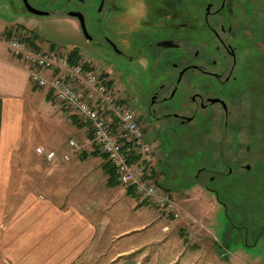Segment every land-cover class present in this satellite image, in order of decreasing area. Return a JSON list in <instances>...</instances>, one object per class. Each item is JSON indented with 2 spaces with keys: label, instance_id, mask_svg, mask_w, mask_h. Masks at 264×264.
I'll list each match as a JSON object with an SVG mask.
<instances>
[{
  "label": "flooded vegetation",
  "instance_id": "flooded-vegetation-1",
  "mask_svg": "<svg viewBox=\"0 0 264 264\" xmlns=\"http://www.w3.org/2000/svg\"><path fill=\"white\" fill-rule=\"evenodd\" d=\"M5 1L13 8V16L53 17L57 12L74 19L85 43L82 51L89 56L90 64L112 83L117 79L114 69L137 67L143 86L125 79L133 85L132 110L144 125V133L156 138L150 142L159 154L162 144L157 141L161 136H176L180 132L192 138L197 133L219 134L215 141L217 151L213 149L216 167H199L195 180L210 173L211 183H222L225 174L243 182L255 174L256 170L250 169L253 157L249 146L243 148L246 157L242 158V149L234 150L228 138L234 131V105L242 102L248 86L251 93L263 73L261 49L248 46L254 39L250 23L234 12L233 0ZM29 7L45 15L33 14ZM79 50L70 51L80 54ZM98 58L116 67L106 69ZM203 143L195 142L190 156L198 152L209 154L210 144L209 149H204ZM240 168L249 173H239ZM229 221L232 224L231 218ZM241 240L242 246L251 248L245 244L244 235ZM258 242V236L254 237L252 244Z\"/></svg>",
  "mask_w": 264,
  "mask_h": 264
},
{
  "label": "crops",
  "instance_id": "crops-1",
  "mask_svg": "<svg viewBox=\"0 0 264 264\" xmlns=\"http://www.w3.org/2000/svg\"><path fill=\"white\" fill-rule=\"evenodd\" d=\"M4 42L0 45V264H92L98 259L102 264L220 263L211 253H164L157 259L156 254L149 256V248L139 253L151 236L143 232L134 237L135 232L156 229L158 226L150 225L156 222L148 220L141 226L134 222L125 227L122 219L126 213H135L145 205L128 195V189L109 183L105 160L93 155L89 126L57 104L51 91L34 88L23 63L11 55ZM36 47L41 48L38 43ZM68 133L77 138H67ZM67 140H76L87 150L91 146L92 151L72 158L68 165L51 166L44 175V163L36 149L62 152ZM84 164L95 168L98 188L92 189L89 182L90 186L82 187L74 182L77 171L81 174L76 167ZM44 182L55 184L44 186ZM140 214L135 217L138 222ZM159 225L161 230L164 225ZM163 233L158 232L159 236ZM127 238L138 256L119 245L107 260L108 248L104 247L120 241L124 244Z\"/></svg>",
  "mask_w": 264,
  "mask_h": 264
},
{
  "label": "rangeland",
  "instance_id": "rangeland-1",
  "mask_svg": "<svg viewBox=\"0 0 264 264\" xmlns=\"http://www.w3.org/2000/svg\"><path fill=\"white\" fill-rule=\"evenodd\" d=\"M232 7L236 14L250 23L249 31L254 39H251L248 46L254 47V50L255 47H260L261 68L264 74V0H233ZM12 10L13 8L7 1L0 0V40H2L0 41V45H5L4 39L8 30L11 31L14 30V28H22L25 29L27 35H31L28 36L29 38H34L35 44L38 43L40 45V50L56 49L60 53H62V51L70 53V50L78 51V49H80V55L91 63L87 53L82 51L83 49L81 47L85 43L74 19L58 15L59 13L57 12L53 17H35L29 15L18 17L11 15ZM12 32L13 31H11V34ZM97 61L106 69H109V67H116L114 64L105 63L99 58ZM114 70L115 73H117L116 83L114 84L116 93L125 95L133 105V101L131 100L133 85L129 81L132 80L135 82V85L144 84L142 79H140V70L134 67V65H128L123 69L118 67ZM125 79L129 81H125ZM261 80L263 81L264 78L262 77ZM33 87L40 89L36 86ZM249 88L248 86L245 89V96L241 97L242 102H236L237 104L234 105V131L228 134V138L232 141L234 150L242 149L239 151L240 157H246V152L243 151V148L249 146L251 154H257L254 156L255 160L259 159V161H264V108H258L262 98L260 99V97L257 96L258 92H260L262 97V92L259 90V83L252 89L251 93L249 92ZM262 91H264V89ZM252 118H255V126L253 125ZM247 121H249V123H247ZM145 135L147 140L156 141L154 136L149 138L146 133ZM194 135L196 137L192 138L190 134L180 132L176 136H161L159 137V141H157L160 145L162 144L159 148L162 151H159L160 154H156L154 161V182L158 187L168 190L169 196L177 204V216L173 217L171 215H166L159 208L145 203L146 208H142L144 212L139 210L132 214L126 213V218L122 219L123 224L126 227L134 224V222L140 226L143 225V223L147 224L146 222H148V220L149 222H156V224L149 223L151 226H158L155 227L156 229L152 227L145 228L140 230L141 232H135L138 234L134 235V237H139V233L143 232L150 234L151 238L146 241L147 245L141 248L139 253H145L146 248H149V256L151 258L155 257L153 254H156V259L158 257L160 258L164 253H181V255L211 253L217 256V262H220L217 264H264V235H262L264 232V211L259 212L257 210L259 206H264V174L258 171V176L256 174L250 175L253 177L249 179H251L252 183L255 185L251 186L257 192H253L249 190V188L244 191L241 188L244 187V181H240V183L235 176L230 177L227 174L223 175L222 183L209 182L208 176L211 175L210 173L195 180V172L199 167L203 165L207 166L209 169H214L216 167V165H214V161L216 160L214 159L213 149L217 151L218 145H215V141L219 134L197 133V135ZM66 137L77 138L70 133H68ZM61 138L63 139L64 135H62ZM73 141L81 146L80 142L76 140ZM157 142H155V144H157ZM195 142H204V149L207 146L209 149L208 143H214L213 146L210 144L211 156L210 152L209 154L198 152L197 155L190 156V151L193 149ZM84 147L80 148V152L72 156L70 161L65 164L68 165L72 158L76 156L80 157L83 152L87 151L90 153L92 151L91 146L89 150L84 149ZM66 149L67 145L63 150ZM98 158L102 157L98 156ZM39 159L44 163L43 174H48L51 170L49 167L54 165L47 164L40 157ZM249 164L251 172L256 170V168H261L257 165V162L255 165ZM76 168L81 172V174L78 171L76 173L77 179L74 181L76 184L82 187L90 183L92 189L98 188V180L96 179L97 174L94 172L95 168H93V166H91L92 170L88 168L87 164ZM218 169H220V167ZM240 170L239 173H249L243 168H240ZM232 171L235 172V167L232 168ZM98 172L100 171L98 170ZM223 172L226 173V168ZM102 175H105L107 178L104 171ZM239 179L242 180L243 177ZM53 184L55 183H43L44 186H53ZM211 190L215 192L213 193ZM214 194L217 196L215 197ZM216 198H218L225 207L218 204ZM245 206L248 209L252 208V212L248 211L247 214ZM140 212L142 214H140L138 222L135 220V217L136 215L138 216ZM229 218H231L232 224L236 229L229 226ZM159 224L164 225L167 229L164 230L163 227L161 230H158L161 227ZM162 230L164 233L162 236H159L158 232L161 233ZM237 231L243 233L237 235ZM243 235L247 239L245 241L247 245L254 243V237L256 238L259 235L258 244L252 246V248L242 246L241 237H243ZM159 237H161V240H158ZM154 241L156 242L154 243ZM123 243L124 244H122L121 241L118 244L114 242L104 247L108 248L107 260L114 256L111 254L114 253L115 248H119V245L121 249L134 250L130 244H127L128 238L124 240ZM162 244L166 245L162 246ZM134 251V254H132L133 257L138 256L135 254L136 250ZM218 256L220 258H218ZM218 259L221 260L219 261ZM101 260L102 259H98L92 264H102L100 263ZM129 263L130 262H124V264ZM176 263L177 262H172V264ZM155 264L158 263L155 262Z\"/></svg>",
  "mask_w": 264,
  "mask_h": 264
},
{
  "label": "built area",
  "instance_id": "built-area-1",
  "mask_svg": "<svg viewBox=\"0 0 264 264\" xmlns=\"http://www.w3.org/2000/svg\"><path fill=\"white\" fill-rule=\"evenodd\" d=\"M11 31L7 48L23 63L30 84L51 91L57 104L89 126L91 144L113 168L119 186L133 188L135 195L166 215L176 217V202L164 188L146 179L152 177L149 167L158 151L146 139L144 125L134 114L130 100L116 93L114 83L109 87L110 80L90 67L83 56L79 55L72 64L68 52L34 50L28 45L25 29ZM66 145L67 149L62 152L37 148L36 154L47 164L56 165L69 162L84 147L73 140Z\"/></svg>",
  "mask_w": 264,
  "mask_h": 264
},
{
  "label": "trees",
  "instance_id": "trees-1",
  "mask_svg": "<svg viewBox=\"0 0 264 264\" xmlns=\"http://www.w3.org/2000/svg\"><path fill=\"white\" fill-rule=\"evenodd\" d=\"M10 34H11V31H9L8 30V32L6 33V35H5V41H7L8 39H9V37H10ZM28 36H31L30 34L28 35ZM27 42H28V44H29V46L32 48V49H34V50H37L38 48L36 47V44H35V42H34V38H32V37H28L27 38ZM37 48V49H36ZM68 59H69V62L70 63H75V61H76V59L79 57V53H77V51H73V52H70L69 53V55H68ZM90 65V67H92L93 68V65H91V64H89ZM86 69L87 70H90L89 69V66H87L86 67ZM260 77H263L264 78V74L263 73H261L260 75H259ZM103 77V76H102ZM104 77H105V75H104ZM259 79H261V78H259ZM258 83H259V90L262 92V97H261V94H260V92H258V95L257 96H259L260 97V99H261V103L258 105V108H264V94H263V92L264 91H262L263 89H264V80L262 81H258ZM113 86V84H112V82L110 81V84H109V87H112ZM256 86V85H255ZM252 92V91H251ZM75 116V115H74ZM254 119L255 118H252V122H253V125H254ZM247 123H249V121H247ZM113 124V123H112ZM255 126V125H254ZM113 127H115V124H113ZM209 144H211V143H208V145ZM252 149H254V148H252ZM210 152H211V150H210ZM82 154V153H81ZM93 155H95V156H101L104 160H105V157L103 156V155H101L99 152H98V150L96 149V147H94V153H93ZM255 155H257V154H252L251 156L253 157L251 160L252 161H250V163L251 164H253V165H255V163L257 162V165L258 166H260L261 168H256V172H255V174L257 175V172L259 171L261 174H264V161H262V160H260L259 161V159L258 160H255V158H254V156ZM134 160V157L131 155V157H130V162H132ZM104 169H105V172H106V174L109 176V183L111 184V185H119L118 184V182L116 181V178H115V173H114V170H113V168L109 165V163L108 162H106V160H105V164H104ZM154 168V165H152V169ZM262 168H263V171H262ZM150 167H149V170L151 171V175H152V177H146V179H151V180H153L152 182H154V176H153V172H155V169L154 170H152ZM258 176V175H257ZM251 177H253V176H250V177H248L243 183V186L245 187H241L244 191H245V189H248L249 188V190H251V191H253V192H257L254 188H252V186L251 185H253V186H255L253 183H252V180L251 179H249V178H251ZM115 182H114V181ZM155 183V182H154ZM241 183V182H240ZM128 195H132L133 197H136L137 199H139L140 201H142V202H140L141 204H140V206H143V205H146V204H150L149 202H147L146 200H143V199H141L139 196H137V195H135V192H134V190H133V188H128ZM146 203V204H145ZM252 208H247L246 206H245V211H246V213L248 214V211H250V212H252ZM257 210L260 212H263L264 211V206H259L258 208H257ZM229 226L231 227V228H233V226H232V224L230 223V221H229ZM229 229V228H228ZM234 229V228H233ZM227 231V230H226ZM231 231V230H230ZM228 232V231H227ZM260 235V234H259ZM258 235V236H259ZM262 235H264V232H263V234ZM258 239H259V237H258ZM247 245V244H246ZM252 246H255L254 244H252L251 243V245H250V247L252 248Z\"/></svg>",
  "mask_w": 264,
  "mask_h": 264
},
{
  "label": "water",
  "instance_id": "water-1",
  "mask_svg": "<svg viewBox=\"0 0 264 264\" xmlns=\"http://www.w3.org/2000/svg\"><path fill=\"white\" fill-rule=\"evenodd\" d=\"M30 9H29V12H31V13H33V14H36V15H45V13H43V12H39V11H37V10H34V9H32L31 7H29ZM75 15V17H78V18H81L79 15H77V14H74ZM80 26H81V30L82 31H84V25H83V22H82V20L80 19Z\"/></svg>",
  "mask_w": 264,
  "mask_h": 264
}]
</instances>
